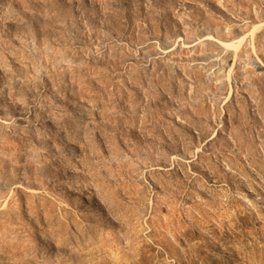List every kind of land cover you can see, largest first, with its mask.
<instances>
[{
    "label": "rangeland",
    "instance_id": "obj_1",
    "mask_svg": "<svg viewBox=\"0 0 264 264\" xmlns=\"http://www.w3.org/2000/svg\"><path fill=\"white\" fill-rule=\"evenodd\" d=\"M0 264H264V0H0Z\"/></svg>",
    "mask_w": 264,
    "mask_h": 264
}]
</instances>
